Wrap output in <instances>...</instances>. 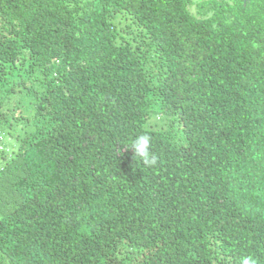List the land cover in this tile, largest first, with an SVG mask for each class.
I'll return each instance as SVG.
<instances>
[{"label": "trees", "instance_id": "trees-1", "mask_svg": "<svg viewBox=\"0 0 264 264\" xmlns=\"http://www.w3.org/2000/svg\"><path fill=\"white\" fill-rule=\"evenodd\" d=\"M249 254L264 264V0H0V264Z\"/></svg>", "mask_w": 264, "mask_h": 264}, {"label": "clouds", "instance_id": "clouds-1", "mask_svg": "<svg viewBox=\"0 0 264 264\" xmlns=\"http://www.w3.org/2000/svg\"><path fill=\"white\" fill-rule=\"evenodd\" d=\"M153 137L149 133L135 136L131 142V149L138 156L145 166L155 165L157 156L152 151ZM240 264H258V259L254 255H243Z\"/></svg>", "mask_w": 264, "mask_h": 264}, {"label": "rangeland", "instance_id": "rangeland-1", "mask_svg": "<svg viewBox=\"0 0 264 264\" xmlns=\"http://www.w3.org/2000/svg\"><path fill=\"white\" fill-rule=\"evenodd\" d=\"M150 121V120H149ZM151 122L155 125H153L154 128H161L165 123V120L163 121H158L157 119V115L156 114H153L152 117H151ZM167 126V125H165Z\"/></svg>", "mask_w": 264, "mask_h": 264}, {"label": "water", "instance_id": "water-1", "mask_svg": "<svg viewBox=\"0 0 264 264\" xmlns=\"http://www.w3.org/2000/svg\"><path fill=\"white\" fill-rule=\"evenodd\" d=\"M244 1H249V0H244Z\"/></svg>", "mask_w": 264, "mask_h": 264}]
</instances>
